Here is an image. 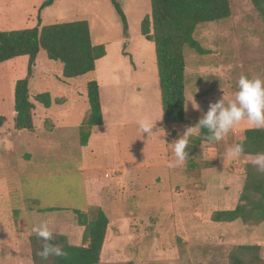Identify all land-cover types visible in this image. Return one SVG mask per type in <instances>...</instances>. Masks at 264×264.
I'll use <instances>...</instances> for the list:
<instances>
[{"label":"rangeland","instance_id":"rangeland-1","mask_svg":"<svg viewBox=\"0 0 264 264\" xmlns=\"http://www.w3.org/2000/svg\"><path fill=\"white\" fill-rule=\"evenodd\" d=\"M9 1L0 4L9 8ZM44 1L11 0L7 29L36 27L39 13L40 25L85 21L93 45H104L106 55L93 72L69 80L61 79V64L49 61L42 50L31 64L34 130L17 132L8 116L0 132V145L8 149L4 158L12 166L7 167L9 178L0 180V200L11 208L0 227V264H32L29 237L41 222L80 245L84 228L72 210L91 220L95 208L108 219L98 264H228L227 254L238 246H259L264 262V222L210 220L214 212L238 204L245 165L255 157L230 159L225 153L253 127L241 122L216 143L189 141L185 164L167 166L175 159L174 132L159 122L154 45L139 34L140 21L150 15L149 0H116L126 16L127 39L110 0H54L39 12ZM228 2L229 18L195 31L208 54L184 53L185 113L193 125L210 102L233 98L241 75L264 79V17L249 0ZM7 66L14 83L27 75L28 58L12 59ZM90 80L99 86L104 121L90 129L81 147L78 130L89 112ZM44 92L53 100L49 109L33 101ZM192 99L199 110L192 108ZM148 104L157 108L152 114L157 128L147 137L138 134V125L148 119ZM47 208L57 211L39 212Z\"/></svg>","mask_w":264,"mask_h":264},{"label":"trees","instance_id":"trees-1","mask_svg":"<svg viewBox=\"0 0 264 264\" xmlns=\"http://www.w3.org/2000/svg\"><path fill=\"white\" fill-rule=\"evenodd\" d=\"M54 0H45L39 12L52 5ZM253 8L264 17V0H249ZM118 15L124 39H127L128 24L126 16L116 0H110ZM150 15L139 23V34L153 43L162 122L171 127L186 121V80L185 50L198 56L208 54L195 39L196 29L203 24L217 23L230 16L228 0H149ZM40 14V13H39ZM22 30L0 31V64L14 58L27 57V75L15 82L13 90V128L17 132H33L34 104L30 101L28 82L31 78V64L40 50L49 61L61 64V79L69 80L84 76L95 69L96 62L106 55L104 45H93L89 27L85 21H73L51 25H40ZM99 86L95 80L86 83L88 116L78 130L79 145L85 147L90 137V129L103 125ZM35 103L49 109L53 100L49 93L36 94ZM58 103V100L56 101ZM6 120L0 116V129ZM206 130H201L189 141L193 145L209 143ZM244 152L241 157H255L264 153V129H247L242 132ZM210 144V143H209ZM47 208L39 212H52ZM78 226L84 228L82 243L75 245L63 234L54 235L52 243L66 253L62 257H49L47 261L38 255L44 241L36 236L29 237L32 264H98L104 246L108 219L100 208L93 209V218L72 210ZM213 223L259 224L264 222V172L254 164L245 165V181L239 195L238 204L231 210L214 212L210 218ZM259 246H238L227 254L228 264H264L258 256Z\"/></svg>","mask_w":264,"mask_h":264},{"label":"clouds","instance_id":"clouds-1","mask_svg":"<svg viewBox=\"0 0 264 264\" xmlns=\"http://www.w3.org/2000/svg\"><path fill=\"white\" fill-rule=\"evenodd\" d=\"M192 108L199 110V105L193 101ZM155 122L152 119L140 121L138 134L140 136L147 134V137L154 134ZM241 122H246L249 127L264 129V79L241 75L236 82V90L232 99L226 101L222 96L215 102H210L207 111L203 113L198 122L188 127L179 139L171 143V152L175 159L169 161L167 166L176 168L185 164L188 158L186 149L189 146V138L192 133H200L202 129L206 130L205 139L209 143H216L223 140ZM243 152L244 143L241 140L230 146L225 156L230 159H238ZM252 163L261 172H264V153H258ZM32 231L44 241L38 253L42 260L47 261L52 256L66 255L61 247L52 243L54 235L46 222H41L33 227Z\"/></svg>","mask_w":264,"mask_h":264},{"label":"crops","instance_id":"crops-1","mask_svg":"<svg viewBox=\"0 0 264 264\" xmlns=\"http://www.w3.org/2000/svg\"><path fill=\"white\" fill-rule=\"evenodd\" d=\"M4 4L5 3L0 4V31H2V32H6V31L10 30L7 28H9V26H10V19H11V15H12L11 9L14 6V3L12 4L11 0L9 1V8L6 7V4H8V3H6L5 8H3L2 5H4ZM3 28H6V29H3ZM20 58L22 59V57H20ZM6 62L7 61L0 64V116L4 117L6 121H7L8 116H11L12 122H13L14 115H15L14 110H13V90H14L15 82L12 83V79L11 78L9 79L7 77V75H8L7 72L9 73L8 66H7V68H3V65H5ZM158 93H159V90H158V92L154 93L153 98H154L155 102L159 101V111H160L159 122H162L160 93L159 94ZM61 99L64 100L65 98L62 97ZM148 107H149L148 108V114H149L148 119H152L153 118L152 114L157 108H155V107L153 108L152 104H148ZM12 113H13V116H12ZM87 116H88V114H87ZM185 116H186V113H185ZM145 118L147 119V117H145ZM191 126H193V123H191L190 120H188L186 118V121L184 123L177 124V125H174L171 127H167V129H171V131L174 132V137L171 138L170 141L172 143L175 142L177 139H179L184 134V131H186L187 128L191 127ZM3 127L0 129V132L4 130ZM156 128H157V126L155 124L153 130H155ZM196 135H197V133L194 136H196ZM205 144H208V143H205ZM6 154H8V149H2V147L0 145V170L4 171L0 174V180H4V181L9 178V176L6 174L7 167L12 168V166L4 158V155H6ZM0 192H1V190H0ZM5 203H6V201H5ZM5 203H3L0 200V227L3 225L2 221H3V218L5 217V214H11V212H10L11 208L9 209V207L6 206ZM7 242L10 243L9 240Z\"/></svg>","mask_w":264,"mask_h":264},{"label":"water","instance_id":"water-1","mask_svg":"<svg viewBox=\"0 0 264 264\" xmlns=\"http://www.w3.org/2000/svg\"><path fill=\"white\" fill-rule=\"evenodd\" d=\"M14 117H16V114L14 115Z\"/></svg>","mask_w":264,"mask_h":264}]
</instances>
